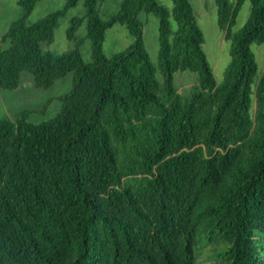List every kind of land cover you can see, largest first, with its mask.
I'll return each mask as SVG.
<instances>
[{"label":"trees","instance_id":"1","mask_svg":"<svg viewBox=\"0 0 264 264\" xmlns=\"http://www.w3.org/2000/svg\"><path fill=\"white\" fill-rule=\"evenodd\" d=\"M38 1L18 0L0 33V88L25 72L39 88L69 72L72 82L48 118L30 117L51 99L0 117V264H196L205 246L215 264H264V69L251 48L264 44V0H249L237 31L245 0H215L230 54L219 84L190 0H121L105 19L103 0H64L28 22ZM80 1L74 47L45 49ZM141 11L158 19L157 64ZM116 22L132 41L107 56ZM185 70L197 75L187 95L174 83Z\"/></svg>","mask_w":264,"mask_h":264},{"label":"rangeland","instance_id":"2","mask_svg":"<svg viewBox=\"0 0 264 264\" xmlns=\"http://www.w3.org/2000/svg\"><path fill=\"white\" fill-rule=\"evenodd\" d=\"M121 0H103L99 4V13L102 18H108L114 13ZM195 15L198 20L203 34L204 42L203 49L206 52L208 61L213 69L216 82H222L225 69L230 61L229 41L224 39L223 31L217 23V7L215 0H190ZM169 10L172 9V0H159ZM64 0H39L33 10L27 17L28 22H33L43 15L60 8ZM83 2L80 1L74 7L70 8L67 14L61 18L55 29L54 39L51 43H44L43 47L55 53H61L74 47V42L66 38V29L69 25V20L73 16H81L84 14ZM250 12V1L245 0L240 7L235 24L232 26L233 31L240 29L245 23ZM22 8L18 0H0V33L6 30L10 22L20 16ZM139 18L143 23V37L145 46L154 64H157L158 55V19L152 13L141 11ZM172 28H175L176 23L171 16ZM86 33L85 23L77 29L79 37ZM132 41L126 26L119 22L114 23L106 30V35L103 43V50L107 56L124 49ZM251 48L254 51L258 70L264 69V44L252 43ZM81 52L85 60L90 59V41L85 39L81 46ZM160 76V75H159ZM32 75L23 73L20 79V84L16 89L9 90L0 88V117L11 116L21 109H40L48 99L49 108L43 112H34L31 114V119L38 121L48 118L55 114L58 109V101L54 98L60 93L66 92L72 82V72L65 76L56 79L52 86L48 88H39L33 85ZM197 75L189 70L176 72L174 74V83L177 90L187 95L192 85L196 82ZM11 114V115H10ZM12 117V116H11ZM196 264H215V260L210 257V247L205 246L197 255Z\"/></svg>","mask_w":264,"mask_h":264}]
</instances>
